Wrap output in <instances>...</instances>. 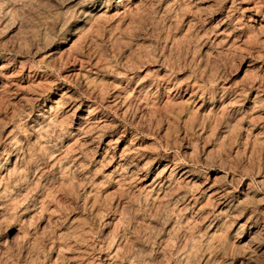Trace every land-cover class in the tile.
<instances>
[{"label":"rangeland","instance_id":"obj_1","mask_svg":"<svg viewBox=\"0 0 264 264\" xmlns=\"http://www.w3.org/2000/svg\"><path fill=\"white\" fill-rule=\"evenodd\" d=\"M0 264H264V0H0Z\"/></svg>","mask_w":264,"mask_h":264}]
</instances>
